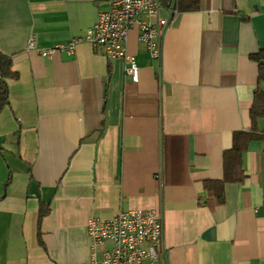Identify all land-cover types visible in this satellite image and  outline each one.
<instances>
[{"label":"crops","instance_id":"obj_1","mask_svg":"<svg viewBox=\"0 0 264 264\" xmlns=\"http://www.w3.org/2000/svg\"><path fill=\"white\" fill-rule=\"evenodd\" d=\"M166 30L159 61L131 28L121 59L78 42L103 0H0V52L11 56L0 110V264H93L86 223L128 210L163 219V264H264V119L241 157L244 178L223 201L224 153L252 131L264 89V0H199ZM48 214L37 229L39 206Z\"/></svg>","mask_w":264,"mask_h":264},{"label":"built area","instance_id":"obj_2","mask_svg":"<svg viewBox=\"0 0 264 264\" xmlns=\"http://www.w3.org/2000/svg\"><path fill=\"white\" fill-rule=\"evenodd\" d=\"M103 1L107 9L98 14L96 22L83 37L47 49H41L31 39L27 48L44 57L59 51L72 55L75 45L84 41L98 48L107 59L123 60L125 74L132 82H137L135 58L126 50L129 30L138 29L139 42L145 45L152 60L159 61L164 33L180 12L174 0ZM85 232L90 239L91 251L106 243L110 245L100 260L92 254L93 264H163V219L155 210H128L109 219L93 217L88 219Z\"/></svg>","mask_w":264,"mask_h":264},{"label":"trees","instance_id":"obj_3","mask_svg":"<svg viewBox=\"0 0 264 264\" xmlns=\"http://www.w3.org/2000/svg\"><path fill=\"white\" fill-rule=\"evenodd\" d=\"M179 12H194L199 8V0H174ZM252 59L258 66V80L264 82V52H259ZM17 78V73L12 69L11 56L0 52V110L8 104V81ZM256 102H261L259 106L256 103L250 109L249 115L252 123V131L241 132L237 135L235 146L224 153V181H208L204 187L209 196L215 198L217 203L223 201L224 182H241L244 174L241 168V157L249 141L257 136L254 133L257 119H264V89H259L255 95ZM49 208L45 205L39 206L37 229L40 237V224L43 218L48 214Z\"/></svg>","mask_w":264,"mask_h":264}]
</instances>
